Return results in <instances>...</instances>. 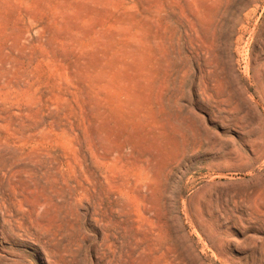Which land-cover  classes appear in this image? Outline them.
Wrapping results in <instances>:
<instances>
[{"label":"rangeland","instance_id":"374dc122","mask_svg":"<svg viewBox=\"0 0 264 264\" xmlns=\"http://www.w3.org/2000/svg\"><path fill=\"white\" fill-rule=\"evenodd\" d=\"M0 264H264V0H0Z\"/></svg>","mask_w":264,"mask_h":264}]
</instances>
